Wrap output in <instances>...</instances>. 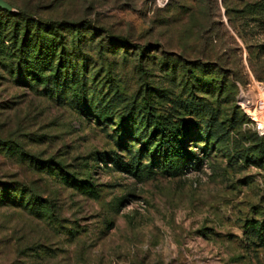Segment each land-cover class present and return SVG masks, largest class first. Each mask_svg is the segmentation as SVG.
<instances>
[{
  "label": "rangeland",
  "instance_id": "374dc122",
  "mask_svg": "<svg viewBox=\"0 0 264 264\" xmlns=\"http://www.w3.org/2000/svg\"><path fill=\"white\" fill-rule=\"evenodd\" d=\"M6 1L36 20L79 25L93 81L85 108L0 65V188L17 183L48 201L47 213L0 205V264H264V134L242 104L256 84L264 91V0ZM169 98L202 110L174 111ZM146 101L194 124L185 146L200 161L179 176L114 163H150L136 108ZM17 144L92 181L98 195L36 167Z\"/></svg>",
  "mask_w": 264,
  "mask_h": 264
},
{
  "label": "trees",
  "instance_id": "16d2710c",
  "mask_svg": "<svg viewBox=\"0 0 264 264\" xmlns=\"http://www.w3.org/2000/svg\"><path fill=\"white\" fill-rule=\"evenodd\" d=\"M12 7L14 8L13 5ZM75 26L79 27L65 22L36 20L23 10L10 12L0 8L1 67L19 84L34 89L41 87L44 94L57 97L67 90L73 94L77 103L88 107L91 105L89 100L92 99L89 94L91 86L88 85L93 80H89L88 58L80 48L82 36ZM66 29L70 34L63 33ZM119 43L123 46L129 45L123 38L119 39ZM92 75L93 78L94 74ZM208 91L210 89L204 90ZM163 97L169 96L158 95L159 99ZM169 101L172 103V109L177 112L180 108L190 112L202 110L198 108L201 104L193 105L187 99L169 98ZM136 108L138 114H143L140 119L144 120V127L148 131L142 149L145 153L143 156L149 155L150 163L142 164L137 156L136 164L133 165L118 156L114 161L118 169L148 177L158 168L166 176L176 177L183 174L188 167L198 164L200 159L185 146L188 132L193 130V123L184 122L175 114H157V107L149 101L137 104ZM134 136L133 132H129L126 138L133 139ZM15 148L19 156H26L36 167L58 175L64 184L93 197L98 195L96 184L92 181L76 178L66 172L60 164H53L51 159L40 160L30 156L18 144ZM258 151L264 153V148H259ZM103 159L99 158L100 161ZM0 205L33 209L36 213L48 211L47 200L17 183L4 184L0 188ZM250 225L256 228L258 224L250 222Z\"/></svg>",
  "mask_w": 264,
  "mask_h": 264
},
{
  "label": "bare ground",
  "instance_id": "6f19581e",
  "mask_svg": "<svg viewBox=\"0 0 264 264\" xmlns=\"http://www.w3.org/2000/svg\"><path fill=\"white\" fill-rule=\"evenodd\" d=\"M254 88H256L257 90V96H251L250 100H246L242 104L248 105V110L245 107L244 108L249 113L250 118L254 121H257L260 126L264 129V121L261 120V115L257 114V105H260L259 109L264 113V91L261 84H256Z\"/></svg>",
  "mask_w": 264,
  "mask_h": 264
},
{
  "label": "water",
  "instance_id": "95a60500",
  "mask_svg": "<svg viewBox=\"0 0 264 264\" xmlns=\"http://www.w3.org/2000/svg\"><path fill=\"white\" fill-rule=\"evenodd\" d=\"M0 8L1 9H4V10H7V11H10V12H13L15 11V9L12 7V5H10L7 1L5 0H0Z\"/></svg>",
  "mask_w": 264,
  "mask_h": 264
},
{
  "label": "built area",
  "instance_id": "2783aa9c",
  "mask_svg": "<svg viewBox=\"0 0 264 264\" xmlns=\"http://www.w3.org/2000/svg\"><path fill=\"white\" fill-rule=\"evenodd\" d=\"M249 116V115H248ZM252 120V119H251ZM254 121V120H253ZM256 122V125H257V128H258V130H260L261 131V134H264V129L260 126V124L257 122V121H255Z\"/></svg>",
  "mask_w": 264,
  "mask_h": 264
}]
</instances>
